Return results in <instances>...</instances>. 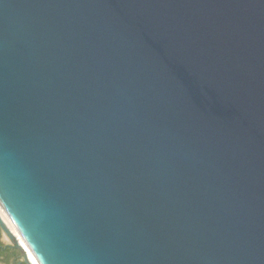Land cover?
I'll list each match as a JSON object with an SVG mask.
<instances>
[{
	"label": "water",
	"instance_id": "water-1",
	"mask_svg": "<svg viewBox=\"0 0 264 264\" xmlns=\"http://www.w3.org/2000/svg\"><path fill=\"white\" fill-rule=\"evenodd\" d=\"M0 204L40 264H264V0H0Z\"/></svg>",
	"mask_w": 264,
	"mask_h": 264
},
{
	"label": "bare ground",
	"instance_id": "bare-ground-1",
	"mask_svg": "<svg viewBox=\"0 0 264 264\" xmlns=\"http://www.w3.org/2000/svg\"><path fill=\"white\" fill-rule=\"evenodd\" d=\"M0 220L5 226V239L7 242H14L15 244H18L26 257V259L29 261L30 264H40L38 259L35 257V255L32 253L24 239L22 238L21 234L15 227V225L12 223L11 219L3 209V207L0 204Z\"/></svg>",
	"mask_w": 264,
	"mask_h": 264
},
{
	"label": "rangeland",
	"instance_id": "rangeland-1",
	"mask_svg": "<svg viewBox=\"0 0 264 264\" xmlns=\"http://www.w3.org/2000/svg\"><path fill=\"white\" fill-rule=\"evenodd\" d=\"M0 244L12 249L11 251L0 250V264H28L25 261L23 252L14 247V242H7L5 239V231L0 226Z\"/></svg>",
	"mask_w": 264,
	"mask_h": 264
},
{
	"label": "flooded vegetation",
	"instance_id": "flooded-vegetation-1",
	"mask_svg": "<svg viewBox=\"0 0 264 264\" xmlns=\"http://www.w3.org/2000/svg\"><path fill=\"white\" fill-rule=\"evenodd\" d=\"M0 250L1 251H11L12 249H10L9 247L3 246L0 244Z\"/></svg>",
	"mask_w": 264,
	"mask_h": 264
}]
</instances>
